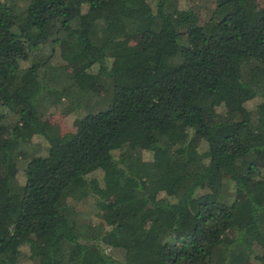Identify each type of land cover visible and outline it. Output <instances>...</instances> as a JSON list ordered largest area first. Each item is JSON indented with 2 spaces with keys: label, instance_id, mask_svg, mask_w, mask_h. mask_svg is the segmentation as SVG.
Listing matches in <instances>:
<instances>
[{
  "label": "trees",
  "instance_id": "1",
  "mask_svg": "<svg viewBox=\"0 0 264 264\" xmlns=\"http://www.w3.org/2000/svg\"><path fill=\"white\" fill-rule=\"evenodd\" d=\"M1 135L0 264H264V0H0Z\"/></svg>",
  "mask_w": 264,
  "mask_h": 264
},
{
  "label": "rangeland",
  "instance_id": "2",
  "mask_svg": "<svg viewBox=\"0 0 264 264\" xmlns=\"http://www.w3.org/2000/svg\"><path fill=\"white\" fill-rule=\"evenodd\" d=\"M179 3H183L185 2V0H178ZM127 41L129 44L134 45L137 41V39L135 37H128ZM74 71H76V68H73ZM91 89H93L98 95H102L103 91L101 87H92ZM254 105L253 104H249L247 105V109H251ZM43 119H45L50 125L56 126L58 129L59 134H66V133H72L75 130L74 124H73V120L74 117L72 114H64L58 110H56L54 107H51L49 110H47L45 112V115L43 117ZM24 140L25 142L28 144V146H33V145H37L39 144L40 147H43V145L41 144L40 140H37L36 138H34L33 136H30V132L29 131H25L24 134ZM3 141V136H0V144H2ZM191 144L194 146L195 141L192 140ZM40 155H42L40 153ZM19 166V165H17ZM20 176V170L18 169L16 171V177L19 178ZM262 193L264 194V187H262ZM95 218L100 219L101 215L100 214H96L94 215ZM48 233L45 236V238H48ZM41 239L37 240V243H40ZM24 264H29L27 258H25L24 260ZM240 264H248V263H240ZM252 264V263H250Z\"/></svg>",
  "mask_w": 264,
  "mask_h": 264
}]
</instances>
